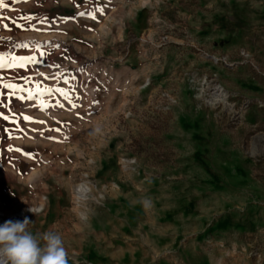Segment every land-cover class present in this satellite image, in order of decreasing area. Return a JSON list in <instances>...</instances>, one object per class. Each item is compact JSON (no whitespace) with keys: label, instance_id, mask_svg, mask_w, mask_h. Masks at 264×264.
Listing matches in <instances>:
<instances>
[{"label":"rangeland","instance_id":"1","mask_svg":"<svg viewBox=\"0 0 264 264\" xmlns=\"http://www.w3.org/2000/svg\"><path fill=\"white\" fill-rule=\"evenodd\" d=\"M0 62V224L264 264V0H0Z\"/></svg>","mask_w":264,"mask_h":264},{"label":"clouds","instance_id":"2","mask_svg":"<svg viewBox=\"0 0 264 264\" xmlns=\"http://www.w3.org/2000/svg\"><path fill=\"white\" fill-rule=\"evenodd\" d=\"M143 204L145 208L151 206L148 200ZM29 211L34 213L32 208ZM80 218L88 219L83 212ZM30 223L25 217L0 224V264H69L62 236L52 230L34 234L28 230Z\"/></svg>","mask_w":264,"mask_h":264},{"label":"snow or ice","instance_id":"3","mask_svg":"<svg viewBox=\"0 0 264 264\" xmlns=\"http://www.w3.org/2000/svg\"><path fill=\"white\" fill-rule=\"evenodd\" d=\"M21 59H23V58H21ZM3 66H5L2 62H0V67H3ZM7 117H5V119H6ZM25 119H30V118H28V117H26Z\"/></svg>","mask_w":264,"mask_h":264}]
</instances>
